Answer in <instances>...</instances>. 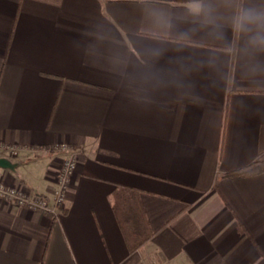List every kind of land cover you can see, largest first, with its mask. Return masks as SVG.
I'll use <instances>...</instances> for the list:
<instances>
[{
  "label": "crops",
  "instance_id": "crops-1",
  "mask_svg": "<svg viewBox=\"0 0 264 264\" xmlns=\"http://www.w3.org/2000/svg\"><path fill=\"white\" fill-rule=\"evenodd\" d=\"M145 32L139 0H0V157L18 164L0 180L52 196L56 149L78 152L59 215L0 198V264H264V172L226 176L264 160V81L200 34L159 62L215 54L219 72L190 77L199 102L146 84L116 61L139 60ZM124 187L138 190L133 232H156L132 251L114 207Z\"/></svg>",
  "mask_w": 264,
  "mask_h": 264
},
{
  "label": "clouds",
  "instance_id": "clouds-1",
  "mask_svg": "<svg viewBox=\"0 0 264 264\" xmlns=\"http://www.w3.org/2000/svg\"><path fill=\"white\" fill-rule=\"evenodd\" d=\"M139 2L146 21L144 38L149 43L138 49L139 60L126 51L116 57V61L140 69L142 82L176 87L182 98L199 102L190 77L204 69L219 72L218 57L213 54L206 59H196L177 55L169 67H162L159 62L169 51L181 54L200 43L196 39L200 34L220 42L229 60L237 58L241 73L248 81L253 84L264 81V0H184L179 14L159 0ZM225 77L231 80V72L225 73Z\"/></svg>",
  "mask_w": 264,
  "mask_h": 264
},
{
  "label": "built area",
  "instance_id": "built-area-1",
  "mask_svg": "<svg viewBox=\"0 0 264 264\" xmlns=\"http://www.w3.org/2000/svg\"><path fill=\"white\" fill-rule=\"evenodd\" d=\"M12 156L20 154V148L14 145H3ZM67 153V156L55 166V176L58 189L52 196H46L32 192L28 188H21L0 180V198L9 202H14L19 206L28 208L31 211L48 212L59 215V210L64 206L66 192L69 185L73 182L78 165V152L63 143L58 149Z\"/></svg>",
  "mask_w": 264,
  "mask_h": 264
},
{
  "label": "trees",
  "instance_id": "trees-1",
  "mask_svg": "<svg viewBox=\"0 0 264 264\" xmlns=\"http://www.w3.org/2000/svg\"><path fill=\"white\" fill-rule=\"evenodd\" d=\"M263 172L264 160H258L241 168L232 170L228 172L226 176L231 178H242L258 175ZM137 192L138 190H135L133 188L124 187L123 190H121L115 195L114 200V207L131 251L140 248L142 245H144L147 240H149L156 233L154 230L150 229V227H148L147 231L141 234L134 233L131 226V222L128 221L127 217L125 216L127 211H129L132 203L135 204L136 210L140 209V207L138 208L137 206L138 201L135 198ZM125 193H131L133 195L127 197ZM141 212L144 213L142 209ZM142 219L143 222L147 224L148 221L145 214L142 215Z\"/></svg>",
  "mask_w": 264,
  "mask_h": 264
},
{
  "label": "water",
  "instance_id": "water-1",
  "mask_svg": "<svg viewBox=\"0 0 264 264\" xmlns=\"http://www.w3.org/2000/svg\"><path fill=\"white\" fill-rule=\"evenodd\" d=\"M17 163L13 162L10 158L0 157V167L15 171Z\"/></svg>",
  "mask_w": 264,
  "mask_h": 264
}]
</instances>
